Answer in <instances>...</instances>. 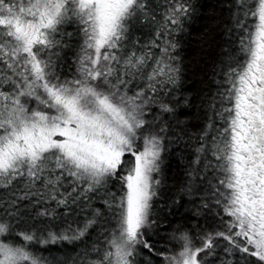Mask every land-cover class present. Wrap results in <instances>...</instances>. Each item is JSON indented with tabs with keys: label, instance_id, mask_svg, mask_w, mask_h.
<instances>
[{
	"label": "snow or ice",
	"instance_id": "1",
	"mask_svg": "<svg viewBox=\"0 0 264 264\" xmlns=\"http://www.w3.org/2000/svg\"><path fill=\"white\" fill-rule=\"evenodd\" d=\"M0 264H264V0H0Z\"/></svg>",
	"mask_w": 264,
	"mask_h": 264
}]
</instances>
